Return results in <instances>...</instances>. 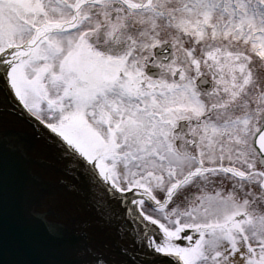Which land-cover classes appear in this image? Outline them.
Here are the masks:
<instances>
[{
    "label": "snow or ice",
    "instance_id": "6c2138e0",
    "mask_svg": "<svg viewBox=\"0 0 264 264\" xmlns=\"http://www.w3.org/2000/svg\"><path fill=\"white\" fill-rule=\"evenodd\" d=\"M0 90L110 230L75 264H264V0H0ZM10 153L0 132V264H36L9 210L63 229Z\"/></svg>",
    "mask_w": 264,
    "mask_h": 264
},
{
    "label": "water",
    "instance_id": "95a60500",
    "mask_svg": "<svg viewBox=\"0 0 264 264\" xmlns=\"http://www.w3.org/2000/svg\"><path fill=\"white\" fill-rule=\"evenodd\" d=\"M8 115V113H7ZM3 116L0 119V132L20 138L26 150V155L8 154L7 163L16 174L17 183L22 185L27 173L33 171L41 177L40 195L32 202L36 203L43 211L48 213L49 219L63 229L62 237L49 235L44 227L26 217L19 210L12 211L4 219V227L10 236L23 241V251L10 250L9 259H31L40 264L50 258L57 259L60 264H75V255L72 251L76 242L83 237L80 235L82 228L87 230L91 239V225L86 217L67 209L60 202L70 192V189L60 183L56 160L45 149L46 143L36 138L31 125L19 114ZM68 200V197H66ZM35 246V247H34ZM46 253V254H45Z\"/></svg>",
    "mask_w": 264,
    "mask_h": 264
}]
</instances>
